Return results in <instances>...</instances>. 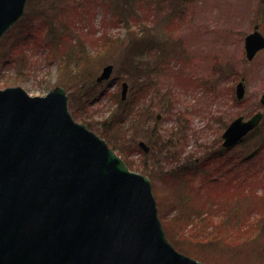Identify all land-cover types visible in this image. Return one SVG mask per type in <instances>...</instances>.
Returning a JSON list of instances; mask_svg holds the SVG:
<instances>
[{"label": "rangeland", "instance_id": "obj_1", "mask_svg": "<svg viewBox=\"0 0 264 264\" xmlns=\"http://www.w3.org/2000/svg\"><path fill=\"white\" fill-rule=\"evenodd\" d=\"M24 17L0 43V89L34 97L63 86L77 121L150 178L178 250L208 264H264V148L249 157L264 121L229 151L221 139L236 117L264 111V50L249 62L244 48L256 24L264 35V0H30ZM109 64L110 80L96 83Z\"/></svg>", "mask_w": 264, "mask_h": 264}, {"label": "water", "instance_id": "obj_2", "mask_svg": "<svg viewBox=\"0 0 264 264\" xmlns=\"http://www.w3.org/2000/svg\"><path fill=\"white\" fill-rule=\"evenodd\" d=\"M26 3L0 0V39ZM263 48L256 27L246 38L248 58ZM112 71L105 67L98 81ZM244 94L240 83L237 96ZM261 118L237 119L224 145H235ZM0 264L204 263L167 241L149 179L74 120L62 87L46 97L15 87L0 91Z\"/></svg>", "mask_w": 264, "mask_h": 264}, {"label": "trees", "instance_id": "obj_3", "mask_svg": "<svg viewBox=\"0 0 264 264\" xmlns=\"http://www.w3.org/2000/svg\"><path fill=\"white\" fill-rule=\"evenodd\" d=\"M132 11H133V9H132V10H131L130 8L127 9V12L130 13V14L132 13ZM84 52H85V53H83V52L81 51V53L78 54V56H77L76 59H75L76 61H78L77 67L79 68V66H80V69L82 68L81 66H83V64H82V60H83V63H84V64H87V65H88V60H87V59H88L89 56L86 54L87 51H84ZM69 71H70V70H69ZM61 72L63 73V78L66 79V77H64V76H66L67 70H66V69H65V70L62 69ZM75 74H77V73H74V78L77 79V77L75 76ZM78 75H79V74H78ZM67 77L71 78L72 76H67ZM73 114H74V117H75L76 114H75V113H73ZM76 117H77V116H76ZM76 117H75V118H76ZM81 119H82L81 121H82L83 123H86V120H85L84 118H81ZM106 126H107V124H106ZM129 165H130V167L132 166V164H130V163H129Z\"/></svg>", "mask_w": 264, "mask_h": 264}]
</instances>
